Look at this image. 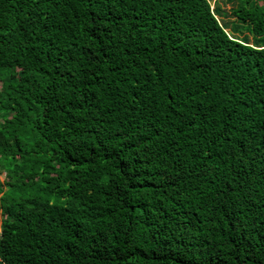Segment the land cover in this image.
Returning a JSON list of instances; mask_svg holds the SVG:
<instances>
[{"label":"trees","instance_id":"1","mask_svg":"<svg viewBox=\"0 0 264 264\" xmlns=\"http://www.w3.org/2000/svg\"><path fill=\"white\" fill-rule=\"evenodd\" d=\"M0 221V264H264V0H0Z\"/></svg>","mask_w":264,"mask_h":264},{"label":"rangeland","instance_id":"2","mask_svg":"<svg viewBox=\"0 0 264 264\" xmlns=\"http://www.w3.org/2000/svg\"><path fill=\"white\" fill-rule=\"evenodd\" d=\"M230 6H228V8H229ZM233 30H234V27H233ZM4 179V175H1V180H3ZM1 221H0V226H1Z\"/></svg>","mask_w":264,"mask_h":264}]
</instances>
